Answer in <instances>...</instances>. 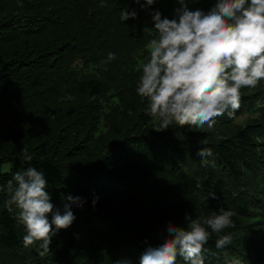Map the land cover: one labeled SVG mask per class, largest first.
Here are the masks:
<instances>
[{"label": "trees", "instance_id": "1", "mask_svg": "<svg viewBox=\"0 0 264 264\" xmlns=\"http://www.w3.org/2000/svg\"><path fill=\"white\" fill-rule=\"evenodd\" d=\"M143 3L0 0V264H139L146 247L168 237L169 222L185 226L186 214L221 208L233 213L235 227L224 231L232 244L217 249L213 234L205 264L231 250L246 264H264V81L241 89L235 119L225 113L212 128L156 131L136 86L155 36L151 13L168 14ZM125 9L137 18L122 21ZM109 52L116 59L106 62ZM202 140L213 151L203 166ZM24 149L30 162L20 159ZM27 167L45 173L62 214L64 196L85 201L71 206L76 219L43 257L38 244L24 247L26 230L6 208L8 181ZM248 177L259 205L237 198Z\"/></svg>", "mask_w": 264, "mask_h": 264}, {"label": "clouds", "instance_id": "2", "mask_svg": "<svg viewBox=\"0 0 264 264\" xmlns=\"http://www.w3.org/2000/svg\"><path fill=\"white\" fill-rule=\"evenodd\" d=\"M140 4L141 0H134ZM158 0H144L142 9ZM199 0H175L173 18L157 9L151 13L155 36L146 44L147 60L140 66L136 93L148 101L147 114L157 130L173 124L203 129L212 128L216 118L227 113L235 119L241 107V89L255 88L264 81V0H214L205 10L192 9ZM135 10L121 12V20L136 19ZM145 31H149L145 28ZM109 52L107 61L115 60ZM213 155L207 141L198 142L196 156L208 165ZM20 159L30 162L27 149ZM45 173L36 167L17 171L7 183L6 208L26 230L24 247L38 244L41 257L50 250L52 237L68 229L76 219L72 205L83 206L82 197L68 194L63 214L51 202ZM99 197L92 201L93 206ZM51 216V219H49ZM233 213L223 208L209 215L185 216V226L168 225V237L158 246H148L139 264H205V245L215 234V246L232 244ZM214 254V253H213ZM230 264H241L233 258Z\"/></svg>", "mask_w": 264, "mask_h": 264}, {"label": "rangeland", "instance_id": "3", "mask_svg": "<svg viewBox=\"0 0 264 264\" xmlns=\"http://www.w3.org/2000/svg\"><path fill=\"white\" fill-rule=\"evenodd\" d=\"M157 3H158L159 9L163 12H167L168 15H166V16H168L169 18H173L174 9L179 6L177 3H175V0H158ZM189 7L192 9L201 8L200 7V0L198 3L190 4ZM39 115L42 116L43 112L41 111L39 113ZM38 123H39V125H41L42 121H39ZM63 156L66 157V155H63ZM85 157H84V160H85ZM84 160L83 159H81V160L77 159V160H75V162L77 165H79V164H82L84 162ZM6 167H9V165L4 166V169ZM251 183H252V179L250 177H248L245 181H241L239 183V187L236 189V192H237V195H238L237 198L239 199L240 204L245 203V204H250L251 206L261 204V201L258 199V195L255 194L256 189H254L252 187ZM223 255H224V259L222 261L218 262L217 264H230V261L233 258H238L237 255L235 254L234 250L227 251ZM241 264H246V263H244L241 260Z\"/></svg>", "mask_w": 264, "mask_h": 264}]
</instances>
